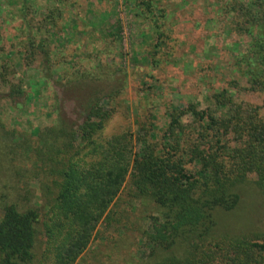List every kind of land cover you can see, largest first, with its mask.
<instances>
[{"label":"rangeland","instance_id":"374dc122","mask_svg":"<svg viewBox=\"0 0 264 264\" xmlns=\"http://www.w3.org/2000/svg\"><path fill=\"white\" fill-rule=\"evenodd\" d=\"M140 1L66 0L69 24L62 27L60 41L45 35L48 45L33 59L28 41L43 35L36 10H48L52 1L0 0V219L4 206L12 202L39 210L34 264H53L45 252L43 228L51 197L46 186L52 176L33 177L35 158L24 150L30 143L38 145V130L52 127L59 118L70 127L79 126L91 91L115 93L105 137L130 129L137 140L144 123L154 142L161 140L173 108L193 104L224 116L225 106L213 101V94L222 89L228 88L236 102L262 104L263 94L250 91L247 78L235 68V57L246 50L250 38L233 30L232 18L222 13L227 0H152V19L137 6ZM29 5L36 10L25 17ZM156 20L161 36L153 31ZM49 62L56 67L49 69ZM91 62L112 66L113 74L104 77L108 84L87 79ZM76 71L85 72L86 80L77 79ZM116 81L122 83L115 87ZM12 85L23 93L13 94ZM56 105L58 117L52 113ZM181 122L190 131L196 124L194 114L184 115ZM256 180L250 174L239 184L241 199L235 209L215 210L219 234H264V191ZM130 188L128 178L112 206L119 212L132 204L130 216L122 219L121 228L99 224L75 264L157 263L159 258L149 255L141 237L149 215L157 214L155 206L148 199L131 202Z\"/></svg>","mask_w":264,"mask_h":264},{"label":"trees","instance_id":"16d2710c","mask_svg":"<svg viewBox=\"0 0 264 264\" xmlns=\"http://www.w3.org/2000/svg\"><path fill=\"white\" fill-rule=\"evenodd\" d=\"M51 1L48 10L24 8L25 17L35 10L41 14L42 39L28 41L33 59L48 45L47 34L57 43L69 24L66 0ZM137 6L151 19L156 17L152 0H141ZM221 9L232 18L233 30L250 38L246 50L237 53L235 68L247 78L250 91L264 96V0H227ZM153 31L163 34L157 20ZM54 66L49 62V69ZM89 68L87 79L108 84L104 77L113 74L112 66L91 62ZM76 72L83 81L86 73ZM120 83L116 81L115 87ZM10 88L13 94L23 93L20 86ZM90 93L79 126L70 127L59 118L58 124L38 130V145L30 143L24 150L35 158L33 177L52 176L46 186L51 197L43 228L45 252L53 264H75L99 224L122 227L133 205L119 212L112 206L128 178L129 200L148 199L156 209L141 236L149 255L159 258L156 264H264V234H219L215 218L216 209L236 208L241 199L238 186L248 175L255 174L264 191V97L262 104L236 102L228 88L222 89L213 94L215 105L227 110L221 118L193 104L173 108L161 140L154 142L144 123L137 140L130 129L105 137L115 93L100 89ZM57 109L56 105L52 113L58 117ZM189 112L196 122L190 131L181 122ZM19 204L4 206L0 264H34L40 212Z\"/></svg>","mask_w":264,"mask_h":264}]
</instances>
